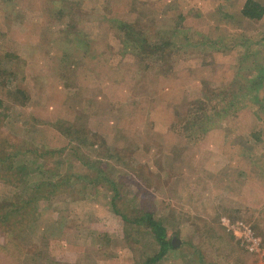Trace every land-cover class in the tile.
Masks as SVG:
<instances>
[{
	"label": "rangeland",
	"instance_id": "374dc122",
	"mask_svg": "<svg viewBox=\"0 0 264 264\" xmlns=\"http://www.w3.org/2000/svg\"><path fill=\"white\" fill-rule=\"evenodd\" d=\"M245 1L0 0V150L36 169L14 184L0 168V203L18 201L28 229L0 230V264H264V107L214 114L264 64V17L244 18ZM117 20L173 53L141 55ZM197 113L212 118L184 129ZM41 163L65 183L35 192L32 221L21 203L50 178ZM146 211L174 245L155 263V232L133 222Z\"/></svg>",
	"mask_w": 264,
	"mask_h": 264
},
{
	"label": "trees",
	"instance_id": "16d2710c",
	"mask_svg": "<svg viewBox=\"0 0 264 264\" xmlns=\"http://www.w3.org/2000/svg\"><path fill=\"white\" fill-rule=\"evenodd\" d=\"M241 13L244 18H247L252 21H259L264 17V3L260 0H246L244 6L242 7ZM117 22L120 31L119 32L120 39L129 44H133L132 45L133 47L139 45L142 50L141 51L142 53L140 52L141 55L147 57L148 55L153 56V54H155L160 56L159 57L160 62L161 60L166 62L169 59L170 55L173 53L172 51L174 49H170L168 52L165 50L166 47H164L166 45H169V40L165 41V44L163 43L164 41H159V43L155 44L154 46L150 45V38L142 31L136 29V27H134L131 23L127 21H119V20H117ZM126 45L127 44L125 43V46ZM257 69L258 70L256 72H254L252 75L249 76L245 84H241L237 88L238 93L235 91V89L232 88H229V90L226 91H221L222 88L221 90H219V94H217V96L222 98L221 101L224 104L222 108L215 110L214 112L215 115H222L224 111H230L233 113L235 110L245 107L248 103H252V102L256 103V105H261V107H264V97L261 96L260 94V90L264 86V64L260 65V67ZM3 84L7 85V83H3ZM241 90H244V92H241ZM225 92H227V95L225 94ZM240 102H242L241 105H238ZM3 106H4V100L0 98V111ZM6 108H8V106ZM201 118L210 119L212 118V116L210 117L209 114L200 115L199 113H197L192 118L193 121L184 118V120H186L184 124V129H188L190 123L192 124H195V122L198 123V121ZM209 123L211 122L208 121L207 124ZM185 137L190 138L188 136ZM19 154L20 152L13 153V152H8V150L7 151H4L2 149L0 150V161L2 163L5 162L6 160L9 161L8 164L5 165L0 164V168L7 169L8 171H10V176L15 179L14 184H19V183L22 184L25 181L29 182L27 178L31 176L32 172L36 170V169L32 170L31 167L29 168L27 164L28 161L22 159L23 155L21 156ZM15 160H19V161L16 162ZM20 162L22 163V166L21 164L15 166V164H19ZM33 162L37 163L38 159L34 158ZM88 163H90L89 166H92V164H94V161H88ZM42 166H43L42 163L39 164L38 172H40L42 176H44V174L46 176L50 175V178H46L44 181L41 180V182L39 181L33 182L30 197L21 203L22 205H24L23 207L26 209L25 213H28V216L26 218L32 221L38 219L39 212H38L37 204H38V200L41 198V195L35 194V192L42 190L44 185H48L52 188L49 191L50 194H53L56 189L60 188L65 183V181L60 178L59 172L57 173L54 170L47 169L48 167H46L47 165L45 164L44 166L46 170H42ZM2 181H4V178ZM117 190L118 189L116 188L115 191ZM115 198L116 197H113L112 199V207L114 211L120 213L127 223L130 222L129 217L125 213H123L116 205ZM11 202L12 203H7L6 206L3 205L4 202L0 203V230L7 231L9 229L12 232H14V230L20 228L23 229L24 231H27L28 229H26L25 227H21L19 224L22 223L25 218L21 219L22 221L21 220L15 221V217L17 216L19 211V207L16 208L17 206L16 204H18V201H11ZM26 205L30 207L29 211L27 210ZM32 215L34 216L32 217ZM133 222L135 224H139L140 227H142L141 224H146L149 228H151L155 232L156 241L160 244V249L158 253L153 257H151L148 263H155L160 261L162 258L166 257L170 249L174 248V245L171 242V239L169 238L168 235V229L164 225V221L162 218L156 219L151 212L146 211L145 213L134 219Z\"/></svg>",
	"mask_w": 264,
	"mask_h": 264
},
{
	"label": "built area",
	"instance_id": "2783aa9c",
	"mask_svg": "<svg viewBox=\"0 0 264 264\" xmlns=\"http://www.w3.org/2000/svg\"><path fill=\"white\" fill-rule=\"evenodd\" d=\"M232 228H236L237 231L241 230L242 228L243 231H241L243 233V237L244 240L243 242L246 243L247 248L250 251H259L260 250V238L257 237L254 233L253 230L250 228V226H246L245 224L242 223H233L231 225Z\"/></svg>",
	"mask_w": 264,
	"mask_h": 264
},
{
	"label": "crops",
	"instance_id": "0c3cea01",
	"mask_svg": "<svg viewBox=\"0 0 264 264\" xmlns=\"http://www.w3.org/2000/svg\"><path fill=\"white\" fill-rule=\"evenodd\" d=\"M106 261H103V264H105ZM106 264H120L119 262H117V260L113 259L111 261H109L108 263Z\"/></svg>",
	"mask_w": 264,
	"mask_h": 264
}]
</instances>
